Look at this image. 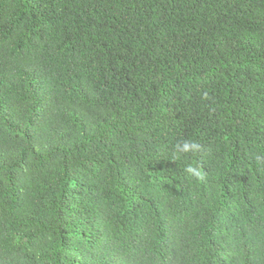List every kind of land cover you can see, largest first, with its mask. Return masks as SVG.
<instances>
[{
  "label": "trees",
  "instance_id": "1",
  "mask_svg": "<svg viewBox=\"0 0 264 264\" xmlns=\"http://www.w3.org/2000/svg\"><path fill=\"white\" fill-rule=\"evenodd\" d=\"M0 264H264V0H0Z\"/></svg>",
  "mask_w": 264,
  "mask_h": 264
},
{
  "label": "clouds",
  "instance_id": "2",
  "mask_svg": "<svg viewBox=\"0 0 264 264\" xmlns=\"http://www.w3.org/2000/svg\"><path fill=\"white\" fill-rule=\"evenodd\" d=\"M206 95V94H205ZM179 148V150L181 152H184V153H187L189 151L191 152H196L199 150L200 148V145L196 142H192V141H185L183 143V145H178L177 146ZM258 160L261 159V157H257ZM186 171L191 175L193 176L194 178H196L197 180H202L203 179V175H202V172L198 169V168H194L192 167L191 165H189L187 168H186Z\"/></svg>",
  "mask_w": 264,
  "mask_h": 264
}]
</instances>
